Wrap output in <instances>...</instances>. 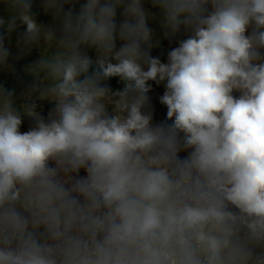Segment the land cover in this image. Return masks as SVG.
<instances>
[{"label": "clouds", "instance_id": "9594fccd", "mask_svg": "<svg viewBox=\"0 0 264 264\" xmlns=\"http://www.w3.org/2000/svg\"><path fill=\"white\" fill-rule=\"evenodd\" d=\"M0 3V264H264V0Z\"/></svg>", "mask_w": 264, "mask_h": 264}, {"label": "rangeland", "instance_id": "374dc122", "mask_svg": "<svg viewBox=\"0 0 264 264\" xmlns=\"http://www.w3.org/2000/svg\"><path fill=\"white\" fill-rule=\"evenodd\" d=\"M83 2V0H81ZM32 12L35 15V18L38 23L46 24L49 22L50 17L48 15H45L42 9V0H33V6H32ZM0 16L7 17L8 12L6 11L4 5L0 3ZM120 18V13L118 12V20ZM153 27H156L155 25H150ZM157 31L159 29L157 28ZM25 33H26V26L22 25L19 21H17V27L15 30L9 35L5 37V44L9 49L10 52V59L16 57L22 50H24L26 45L25 40ZM182 38V37H180ZM119 46V44H118ZM177 44L173 42L171 45L169 44L168 40L162 41L161 48L153 49L152 55L153 56H159L162 62H167V52L170 50V47H175ZM89 55L93 56L94 58V50L89 49L88 50ZM40 58V49L32 45L31 52L25 54L22 59H20L15 67H16V75L8 74L3 71H0V84H3L5 87H16L18 90L24 86V84L30 83L32 81V77L25 76L23 69L24 67L32 62L37 61ZM19 77V80H18ZM20 80H23V84L20 83ZM108 86H110L113 90H120L123 88V82L119 80V78H111L107 81H105ZM152 84V90L148 93V96L150 97V111L153 114V119L155 122H165V123H171L167 119V108L166 106L162 105L159 101V97L164 92L163 85H156L154 82H149ZM42 106V114L47 115V112L51 105H49L47 102H40ZM30 120L25 117L24 123L22 124L21 131H27L30 126ZM181 156L187 155L186 152H181ZM83 171L81 172V175H84Z\"/></svg>", "mask_w": 264, "mask_h": 264}]
</instances>
